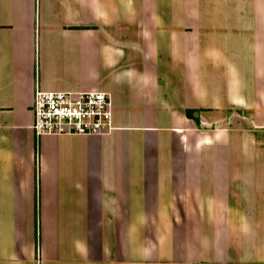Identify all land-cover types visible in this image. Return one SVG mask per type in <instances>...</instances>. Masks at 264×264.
I'll use <instances>...</instances> for the list:
<instances>
[{"label": "crops", "instance_id": "1", "mask_svg": "<svg viewBox=\"0 0 264 264\" xmlns=\"http://www.w3.org/2000/svg\"><path fill=\"white\" fill-rule=\"evenodd\" d=\"M0 264H264V0H0Z\"/></svg>", "mask_w": 264, "mask_h": 264}, {"label": "built area", "instance_id": "2", "mask_svg": "<svg viewBox=\"0 0 264 264\" xmlns=\"http://www.w3.org/2000/svg\"><path fill=\"white\" fill-rule=\"evenodd\" d=\"M33 129L41 134L102 133L112 128V102L103 90L35 87Z\"/></svg>", "mask_w": 264, "mask_h": 264}, {"label": "rangeland", "instance_id": "3", "mask_svg": "<svg viewBox=\"0 0 264 264\" xmlns=\"http://www.w3.org/2000/svg\"><path fill=\"white\" fill-rule=\"evenodd\" d=\"M143 221H145V220H143Z\"/></svg>", "mask_w": 264, "mask_h": 264}]
</instances>
